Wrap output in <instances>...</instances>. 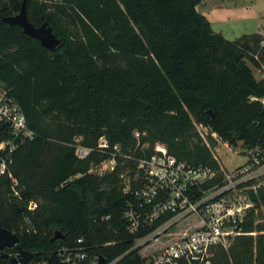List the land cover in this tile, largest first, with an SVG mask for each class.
Listing matches in <instances>:
<instances>
[{"label": "trees", "instance_id": "16d2710c", "mask_svg": "<svg viewBox=\"0 0 264 264\" xmlns=\"http://www.w3.org/2000/svg\"><path fill=\"white\" fill-rule=\"evenodd\" d=\"M21 1L0 0V87L32 135L15 140L0 174V226L16 233L34 262L80 236L87 251L80 264H145L121 217L129 191L120 174L134 166L122 153L217 166L193 121L232 145L264 149V81L245 61L264 64L262 37H223L196 11L197 0H23L27 19L45 20L59 39L47 48L3 20ZM10 134L0 123V139ZM101 135L102 150L95 146ZM75 136L91 147L84 157L73 152ZM114 143L113 168L88 171ZM248 195L264 209L261 183ZM241 227L246 233L226 250L216 247L209 264H264V220L252 206ZM53 230L61 236L50 239ZM2 251L0 264L28 263L9 260L14 246Z\"/></svg>", "mask_w": 264, "mask_h": 264}, {"label": "built area", "instance_id": "2783aa9c", "mask_svg": "<svg viewBox=\"0 0 264 264\" xmlns=\"http://www.w3.org/2000/svg\"><path fill=\"white\" fill-rule=\"evenodd\" d=\"M258 99L264 107V96ZM0 123L8 124L11 132L10 137L0 139L2 174L6 171L5 163L9 161L10 151L16 145L15 140L30 137L32 131L27 127L19 106L2 95ZM194 126L201 136V130L206 132L208 129L200 122H194ZM137 134L133 130L135 138ZM210 134L215 137L216 133L210 131ZM72 145L77 157H84L91 149L81 144L78 136L73 138ZM95 146L100 150L107 147L106 138L99 136ZM111 148L110 156L88 171L93 172L94 167L103 162L108 165L103 171L111 170L119 146L114 143ZM235 152H244L246 161L231 169L224 168L218 160L217 166L195 164L171 153L152 151L139 156L127 151L122 153L123 157L134 161L132 172L126 174L122 188L129 191L121 217L125 220L126 230L134 235L130 248L140 251L151 242L165 238V242L143 254L145 264H209L216 247L226 250L235 235L246 233L241 223L248 208L253 205L248 190L255 191V185L264 175V149L255 144ZM6 173L15 184L10 172ZM217 176L219 178L214 180ZM35 204V201L29 200L26 207L31 209ZM188 216H192V226H182L181 221ZM81 242L79 236L73 245L55 248V264H80L87 256ZM34 263L49 264L47 256Z\"/></svg>", "mask_w": 264, "mask_h": 264}, {"label": "rangeland", "instance_id": "374dc122", "mask_svg": "<svg viewBox=\"0 0 264 264\" xmlns=\"http://www.w3.org/2000/svg\"><path fill=\"white\" fill-rule=\"evenodd\" d=\"M195 9L206 18L214 31L219 32L227 39H233L243 32L259 30L264 33V0H197ZM261 33L260 44L264 46V34L262 35ZM254 56L258 57V53H255ZM245 61L250 66L253 76L264 81V64L260 61L259 65H254L248 58H245ZM1 93L2 88L0 87V97ZM210 131L209 129L206 132L201 130L203 136L199 133L198 135L210 150L212 157L218 160L224 168L231 169L246 161L244 152H235L242 149L238 143L235 145L228 142L224 143L217 134L213 137ZM78 138L80 137L78 136ZM107 166L104 162L98 164L94 167V170L92 169L93 173L98 174L105 170L104 168ZM126 177V174L122 173L124 185ZM260 183L264 187V177H262ZM252 207L256 214V220H264V209L261 203L256 206L253 204ZM180 224L182 226H192V216H188ZM161 242H165V238L151 242L140 250L141 254L154 249Z\"/></svg>", "mask_w": 264, "mask_h": 264}, {"label": "water", "instance_id": "95a60500", "mask_svg": "<svg viewBox=\"0 0 264 264\" xmlns=\"http://www.w3.org/2000/svg\"><path fill=\"white\" fill-rule=\"evenodd\" d=\"M3 20L8 23H14L20 26L21 30L38 39L39 43L47 48H53L59 41V39L55 36L53 31L51 30L50 25L44 20L37 25L32 24L26 17L25 14V5L24 1H21V4L18 10L12 14L3 17ZM210 112V109H208ZM61 233L58 230H53V233L50 236V239L60 237ZM18 238L15 232L0 226V254L6 255L7 253L2 251L3 247H12L16 249L17 256H9V260L13 263L16 260L21 262H28L29 264H35L32 260H30L32 253L25 249H22L18 242ZM47 261L49 264H55L56 262V250L53 249L47 255ZM102 258H99L97 262H101Z\"/></svg>", "mask_w": 264, "mask_h": 264}, {"label": "crops", "instance_id": "0c3cea01", "mask_svg": "<svg viewBox=\"0 0 264 264\" xmlns=\"http://www.w3.org/2000/svg\"><path fill=\"white\" fill-rule=\"evenodd\" d=\"M252 32H259V33H261L259 30L252 31ZM243 33H248V32H243ZM261 34L263 35L264 33H261Z\"/></svg>", "mask_w": 264, "mask_h": 264}]
</instances>
